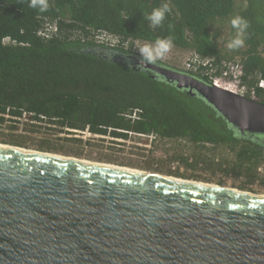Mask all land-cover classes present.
Returning <instances> with one entry per match:
<instances>
[{"label": "trees", "instance_id": "obj_1", "mask_svg": "<svg viewBox=\"0 0 264 264\" xmlns=\"http://www.w3.org/2000/svg\"><path fill=\"white\" fill-rule=\"evenodd\" d=\"M47 2L48 10L41 12L30 7V0H0V124L27 117L70 132L154 135L155 141L187 148L171 159L194 173L217 177L221 185L232 179L241 180L242 189L264 188L263 145L239 136L202 97L120 57L136 53L137 42L154 44L171 37L172 48L185 57L196 53L212 59L218 70L227 62L239 63L244 82L255 86L264 78V0ZM165 3L170 11L160 26L151 27L146 14ZM237 16L248 22L244 45L229 49L237 34L230 21ZM47 23L58 27L50 37L39 34ZM97 31L129 46L99 44ZM205 70L190 73L208 80ZM257 93L264 103V91ZM20 138L11 143L24 146L26 140ZM53 148L46 139L40 146Z\"/></svg>", "mask_w": 264, "mask_h": 264}, {"label": "water", "instance_id": "obj_2", "mask_svg": "<svg viewBox=\"0 0 264 264\" xmlns=\"http://www.w3.org/2000/svg\"><path fill=\"white\" fill-rule=\"evenodd\" d=\"M120 57L264 146L263 102ZM217 186L0 146V264H264V196Z\"/></svg>", "mask_w": 264, "mask_h": 264}, {"label": "rangeland", "instance_id": "obj_3", "mask_svg": "<svg viewBox=\"0 0 264 264\" xmlns=\"http://www.w3.org/2000/svg\"><path fill=\"white\" fill-rule=\"evenodd\" d=\"M145 44L142 43L140 46ZM185 55L182 51L171 48L164 62L183 69ZM16 121L11 120L5 124H0V143L17 146L11 143V140L22 136L26 143L20 147L44 151L40 149V146L42 141L46 139L54 148L45 152L221 185L217 177L209 178L207 174H202L201 171H195V174L191 169H187L172 160L173 155L187 150L183 145H178L176 142H159L148 135L136 136L130 134L127 138H117L112 135L93 134L87 129L70 132L69 130H60L54 124L30 121L27 117ZM11 125H15L17 128H10ZM262 171H264V167ZM198 175L202 177H198ZM240 184L241 180L228 179L221 186L264 194V188L258 185H254L250 189H242Z\"/></svg>", "mask_w": 264, "mask_h": 264}, {"label": "built area", "instance_id": "obj_4", "mask_svg": "<svg viewBox=\"0 0 264 264\" xmlns=\"http://www.w3.org/2000/svg\"><path fill=\"white\" fill-rule=\"evenodd\" d=\"M58 31L56 24L47 23L44 25L39 34L50 37ZM94 39L97 43L107 45L110 47H117L119 44L129 46V43L126 41L119 40L118 37L109 34L106 31H97L94 33ZM142 43H135L133 50L140 54L136 45H141ZM168 53L163 58V61L167 58ZM204 68L205 75L208 76V81L213 85L222 88L224 90L230 91L232 93L245 96L254 100H258L257 90L261 89L264 91V78H260L255 86L247 85L244 80V69L243 67L236 62H227L224 64V67L221 70H218L217 67L213 65L212 59L202 58L196 53H190L184 58L183 69L186 71H199V69ZM133 118H136V111L132 115ZM88 131V129H87ZM143 136V135H140ZM155 139L154 135H148Z\"/></svg>", "mask_w": 264, "mask_h": 264}, {"label": "clouds", "instance_id": "obj_5", "mask_svg": "<svg viewBox=\"0 0 264 264\" xmlns=\"http://www.w3.org/2000/svg\"><path fill=\"white\" fill-rule=\"evenodd\" d=\"M30 7L39 11L45 12L49 8L47 0H30ZM170 11L167 3L162 7L154 9L150 14H146L145 18L150 21L151 27H157L162 24L166 13ZM232 27L237 30L236 36L228 43L229 49H238L244 45V34L248 28V22L241 17L232 18L230 21ZM144 60L148 63H156L157 60H162L172 48L171 37L166 39H156L154 44H145L143 46L136 45Z\"/></svg>", "mask_w": 264, "mask_h": 264}, {"label": "bare ground", "instance_id": "obj_6", "mask_svg": "<svg viewBox=\"0 0 264 264\" xmlns=\"http://www.w3.org/2000/svg\"><path fill=\"white\" fill-rule=\"evenodd\" d=\"M0 146L2 147H18V146H14V145H10V144H3V143H0ZM22 149H26V150H31L33 151L34 153H37V152H40V153H43L44 155H49V156H53V157H58V158H65V159H70V160H76V161H80V162H85V163H91V164H96V165H100V166H105V167H110V168H126L128 169L129 167H124V166H118V165H113V164H107V163H103V162H95V161H91V160H88V159H84V158H78V157H74V156H67V155H63V154H56V153H50V152H43V151H38V150H34V149H28V148H25V147H21ZM36 151V152H35ZM129 169H133V168H129ZM133 170H137V171H140L142 173H147V174H153V175H156V176H161V177H165V178H170V179H174V180H179L181 178H177V177H174V176H168V175H163V174H160V173H157V172H149V171H145V170H140V169H133ZM206 183V182H205ZM208 185L209 184H212V183H207ZM216 187H218L217 185L215 184H212ZM225 187L226 189H232V190H239L237 188H231V187H227V186H223ZM246 192H249V191H246ZM264 196V194H261Z\"/></svg>", "mask_w": 264, "mask_h": 264}, {"label": "flooded vegetation", "instance_id": "obj_7", "mask_svg": "<svg viewBox=\"0 0 264 264\" xmlns=\"http://www.w3.org/2000/svg\"><path fill=\"white\" fill-rule=\"evenodd\" d=\"M112 48H114V47H112Z\"/></svg>", "mask_w": 264, "mask_h": 264}]
</instances>
